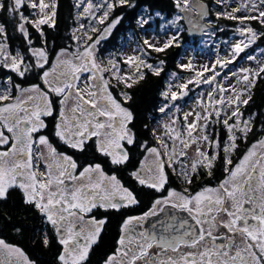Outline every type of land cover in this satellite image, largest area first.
Masks as SVG:
<instances>
[{
    "label": "snow or ice",
    "instance_id": "obj_1",
    "mask_svg": "<svg viewBox=\"0 0 264 264\" xmlns=\"http://www.w3.org/2000/svg\"><path fill=\"white\" fill-rule=\"evenodd\" d=\"M84 3L85 0H79L76 7ZM174 3L182 13L195 11L201 17L209 14L199 0H174ZM217 3L222 4L223 0ZM126 4L128 0H102L97 5L87 0L83 12L104 25L117 5ZM25 7L34 10L32 16L24 14ZM93 7L97 11L107 10L97 17L90 12ZM0 11L16 18L15 29L27 43L30 56L29 59L24 53L9 51L6 24L0 23V68L20 78L36 71L41 81L22 87L8 77L18 94L8 88L0 91V202H6L12 191H19L24 210L37 213L51 226L61 246L57 264H86L107 223L106 217L98 219L92 215L95 210L120 211L141 203L138 193L116 174L131 163L133 148H139L143 158L131 170V179L159 195L148 211L124 219L117 247L103 264H264V138L253 144L239 163L233 165L230 156L238 148V141H246L254 133L256 113L245 116L244 109L253 101L257 79L264 78V64L255 70H240L243 75L238 83L242 82L243 88L217 85L220 93L230 90L232 94L227 99L224 96L217 99L209 93V104L202 112L184 114L182 131L172 127L175 120L164 125L162 134L153 130L160 147H149L147 141L138 142L131 90L142 84L149 73L160 76L165 61L153 64L144 57L150 56L149 49L162 53L178 47L177 35L159 43L144 39L143 48L137 49L141 54L124 59L129 70L123 72L112 59L104 62L97 58V45L110 35L119 18L102 30L80 24L72 30L75 50L68 45L60 47L54 52L55 63H52L50 51L55 47V37H50L45 27L52 30L57 27L55 0H0ZM241 12L248 14L237 15ZM216 15L238 21L237 31L244 40L232 46L230 59L218 58L211 67L203 65L196 70L191 62L180 64L181 69L194 75L177 85L179 93L171 91L169 86L162 93L165 100L176 101L186 95L183 90L189 84L214 83L220 75L215 71L217 65L226 67L245 48L264 37V31H257L250 24L256 21L264 26V0H244L239 7ZM182 18L177 16L176 20ZM148 22L142 18L139 23L143 26ZM28 26L38 33L39 47L33 46ZM193 27L205 30L204 26ZM93 33H98L95 39ZM85 39L90 43H84ZM207 72L213 75L205 76ZM121 85L118 96L114 95L112 89ZM52 96L59 98L58 111ZM171 107L166 103L158 111L167 114ZM190 115L193 120L189 122ZM213 116L227 128L228 137L223 146L208 132V121ZM45 117L54 118L53 135L67 148L78 153L92 151L104 159L96 162L94 156L92 161L80 164L73 155L58 150L48 136L40 134L48 127ZM144 128L147 130L148 125ZM190 148L194 150L191 157ZM213 148L215 151H211ZM220 151L225 154L226 176L216 186L206 185L198 191L169 187V170L188 186L201 170L211 177L221 158ZM106 165L110 166L108 170ZM168 209L186 213L191 223ZM162 214L164 219L160 218ZM6 215L0 211V219ZM152 217L156 221L145 227ZM51 243L52 236L42 231L38 244L49 247ZM0 264L35 262L20 247L0 238Z\"/></svg>",
    "mask_w": 264,
    "mask_h": 264
},
{
    "label": "trees",
    "instance_id": "obj_2",
    "mask_svg": "<svg viewBox=\"0 0 264 264\" xmlns=\"http://www.w3.org/2000/svg\"><path fill=\"white\" fill-rule=\"evenodd\" d=\"M204 1L209 4L212 10V0ZM77 3L76 0H56L57 27L55 30L45 27V31L48 32L49 36L55 37V47L50 51L51 61L55 59L54 52L58 51L60 47L68 45L73 49V46L76 44L71 39V36L72 30L78 25L77 15L79 8L76 7ZM22 11L26 16H30L33 12V10L28 7H25ZM179 11L180 10L175 6L174 0H128V4L126 5H117L115 9L110 12L109 18L105 21L104 25L110 24L117 18H119V23L116 24V27L112 29L110 35L99 46L100 54L106 53L109 50L119 49L124 38L128 37L130 34H141L144 29L150 28L154 21L160 22L162 18H156V15L169 19L178 14ZM211 13L212 18H215L216 20L214 27L220 30L216 38L226 37L232 31H237L239 27L238 21L226 19L224 17L218 18L213 11ZM144 17H147L149 22L148 24L141 26L139 22ZM0 23L6 24L9 36L7 43L9 47L21 49L22 53L28 56V45L24 41L21 33L15 29L16 18L9 17L7 12L0 11ZM250 24L257 31H264V26H261L256 21H251ZM28 27L32 34L33 46L39 47L40 40L38 33H36L31 26ZM181 35L183 40L178 47H170L162 53H156L150 49L148 50L150 56H146L148 58L147 61L157 64L160 60H164V70L161 72L160 76H155L149 73L142 84L131 90L134 93L132 107L137 117L135 121V129L137 130L139 139H145L148 137L149 128L146 130L144 125H148L151 120L154 121L160 115L158 109L163 106L164 103H168L162 93L167 91V82L171 77L170 75L173 73L187 72V70L181 69L179 64L184 53L183 45L193 40V38L189 37L186 28H184ZM141 47L143 48L142 45ZM259 49H264V37L258 38L251 46V51ZM242 57L243 55L240 54L239 58ZM28 58L30 59V56H28ZM37 78H39L38 73L36 76H27L22 80V83L33 82L34 79ZM193 85L194 83L189 84L188 88L183 90L186 92V95L184 96L185 99H188L189 95L195 92V90H192ZM244 113L245 116H250L253 113H256L255 130L254 133L248 135L246 141H238V148L230 154L233 165L240 161L241 157L253 144L261 138H264V133H262V129H264V78L257 79L256 86L253 89V101L244 109ZM220 119L222 121L223 114ZM208 124L209 134L220 140L223 146V142H226L228 137L227 128L222 122H216L215 116L208 121ZM211 151H215V149L213 148ZM224 155L223 151H220L221 158L217 160L214 173L211 177L201 170V174L194 179L193 183L196 181H198L199 184H201V182L209 183V181L212 180V185L216 186L221 180H223L226 176L223 165ZM0 211L7 213L3 219H0V229H15L20 227L23 231L35 230V227L32 224L33 217L25 216V214H28L29 212L24 210V206H22L21 199L18 195H13L11 200L6 202H0ZM111 242L112 234L106 237L104 248L111 244ZM27 244H30V241H27L26 245Z\"/></svg>",
    "mask_w": 264,
    "mask_h": 264
},
{
    "label": "rangeland",
    "instance_id": "obj_3",
    "mask_svg": "<svg viewBox=\"0 0 264 264\" xmlns=\"http://www.w3.org/2000/svg\"><path fill=\"white\" fill-rule=\"evenodd\" d=\"M76 1L79 2V0ZM101 2L102 0H92L93 5L100 4ZM212 2V11L215 13V16H217V12L231 11L232 8L239 7L244 2V0H223L222 4L217 3V0H212ZM86 6L87 0H85V3L78 9V25L75 28H78L80 24H84L86 28L91 25L102 30L108 25H100L95 19L92 18L91 15L84 13L83 8ZM105 10L107 9L102 8L97 11L96 8L93 7L90 12L94 13L95 16L98 17L102 16ZM33 13L34 10L30 16H32ZM247 14L248 13L245 12L237 13V15ZM177 16L182 17V12L179 11L178 14L170 17L169 19L156 15V18H162L160 22L154 21L152 26L150 28L144 29L141 34H130L128 37L124 38L119 49L109 50L108 52L103 54H100L99 46L105 39L101 40L100 44L97 45L98 60L107 62L109 59H112L118 65V67L122 69L123 72H126L129 70V68L126 64L123 63L124 59H126V57L130 55L141 54L137 52V49L142 48L141 45L143 46L144 39L147 38L153 43H159L175 34L178 36V44L182 43L183 39L181 38V34L186 27L184 26V17L177 21ZM210 19L211 22H216L215 18H212V16ZM178 29L180 30L178 31ZM219 31V29H216V27L213 26L212 29L208 30L201 37L193 38V40H191L190 42L185 43L183 45L184 53L181 57L180 64H187L191 62L195 66L196 70H200L203 65H208L209 67H211L218 58L224 60L230 59L232 46L244 40V37H242L238 31H232L226 37L216 38ZM92 35L93 39H95L98 33H93ZM84 43H90V41H87L85 39ZM252 44L240 53L243 55L242 58H239L238 56L235 61L227 64L226 67H220L219 65L216 66L215 71L219 72L220 75L216 77L214 83L204 84L201 82L199 85L194 83L192 90H195V92L189 95L188 99L184 98L185 95H181V97L176 101H171L170 99L166 100V102H168L167 104L171 105L172 107L167 114L160 113L154 123L153 129L156 130L158 134H162L164 131V125L172 124V121L175 120L176 123L172 124V127L177 131H182L185 124L184 114L192 112H202L204 108H206L209 104V93H213L214 97L217 99H219L221 96H224L225 99H227V97L232 94L230 90L226 93H220L217 89V85H222L223 87L229 89H231V87H235L237 89L243 88V83H238L239 77L243 75L240 70L245 68L255 70L258 69L261 64H264V49L251 51ZM73 47L74 48L71 50L74 51L76 48V44ZM249 57H254V59H249ZM144 58L148 60L146 56ZM52 63H55V59L52 61ZM193 75L194 73L188 70L185 73H176L175 77H173V74H171V77L167 82V91L169 90V86H171V91H177L179 93L181 90L178 89L177 85L186 82L189 78L193 77ZM212 75V72L205 73V76ZM5 88L6 86H4L2 82H0V91ZM216 107L220 108L221 106L216 105ZM188 120L189 122L192 121L193 116L190 115L188 117ZM169 143H171L170 140ZM204 147L205 150H209L206 146ZM188 153L189 157H191L194 155V150L190 148L188 150Z\"/></svg>",
    "mask_w": 264,
    "mask_h": 264
},
{
    "label": "flooded vegetation",
    "instance_id": "obj_4",
    "mask_svg": "<svg viewBox=\"0 0 264 264\" xmlns=\"http://www.w3.org/2000/svg\"><path fill=\"white\" fill-rule=\"evenodd\" d=\"M8 49L12 54H15L17 51L22 53L21 49L11 48L9 47V45H8ZM36 75L37 72L32 71L27 73L24 78H20L16 73L11 72L10 70L0 68V82H2L4 86H6V88L12 90L14 94H18V93H16L15 89L12 88V84L8 82L7 79L8 77H11L12 82H14L15 84H19L22 87H29L32 84L40 83L41 82L40 79L37 78L34 79L33 82H28L24 84L22 83V80L25 79L27 76H36ZM84 75L86 76L88 74L85 73ZM105 75L107 76L108 74L105 73ZM113 83H115V81H113ZM121 88L122 85L118 88H113L112 91L114 95L118 96ZM52 99L56 101V107L58 111L60 107L59 98L52 96ZM45 120L46 123L48 124V127L46 129H42L40 134L48 136L51 142L53 143V145L56 146L58 150L73 155L74 158L78 159V162L80 164H84L92 161L94 156L96 162H100L101 160L104 159L100 157L98 154L93 153L92 151L86 153H78V152H74L72 149L67 148V146H65L61 141H59L57 137L53 135V129L55 123L54 118L45 117ZM156 120L157 118L154 121L152 120L149 121L148 137H146L145 139L138 138V142L147 141L149 147H160V145L157 143V139L154 138L152 135V131L154 130L153 126ZM132 152L134 153V155L132 157L131 163L127 166V168L118 170L116 174L122 180V182L125 183L126 186L133 188L138 193V198L140 199L141 203L129 208L121 209L120 211L109 210L105 212L103 210H95L94 213H92V215H95L98 219L106 217L107 223L101 234V238L99 242L93 246V249L90 252L89 259L86 262V264H103V261L106 258V256L113 253L117 247V240L121 235V226L123 224L124 219H126L128 216H139L143 212L148 211V209L151 207L152 201L159 195L158 193H150L148 189L141 188V186L136 184L131 179L130 176L131 170L134 167H138V162L143 158V153L139 148H133ZM109 168L110 166L106 165V170H108ZM169 171H170L169 187L176 188L177 190H182L184 187H190L191 190L198 191L200 190L201 187L206 185H210L214 187V185H212L211 183L212 180H210L209 183L201 182V184H199V182L196 181L191 186L184 185L174 173H171V170ZM13 195H18L21 199V195L19 191L14 190L12 191L8 200H11ZM22 206L24 205L22 204ZM168 212L177 215L178 218H183V219L185 218V213H179L173 209H168ZM25 216L33 217L32 224L35 227V230L23 231L20 227H17L15 229H10V228L0 229V238L4 239L6 243L20 247L24 251V253L29 257V259L35 262V264H57L56 256L59 253L61 246L56 242L55 236L52 233L51 226L46 225L42 221L41 217L35 212H29L28 214H25ZM161 217L165 218V214H162ZM156 219H157L156 217L150 218V221L146 223L145 227H150V224L152 222H155ZM189 222L191 223L190 220ZM42 231H47L49 235L52 236V243L49 247H43L40 244H38V240L40 239V233ZM110 234H112V242L106 248H104L106 237L109 236ZM27 241H30V244L26 245Z\"/></svg>",
    "mask_w": 264,
    "mask_h": 264
},
{
    "label": "water",
    "instance_id": "obj_5",
    "mask_svg": "<svg viewBox=\"0 0 264 264\" xmlns=\"http://www.w3.org/2000/svg\"><path fill=\"white\" fill-rule=\"evenodd\" d=\"M199 3L203 4L205 6V9L208 11L209 14L206 17H201L195 11L189 12V13H182V16L184 17L183 18L184 24H185V27L187 29L188 35H189V37H192V38L201 37L202 35H204V33H206L208 30L212 29L214 26V23L210 21V18L212 16L211 7L204 0H199ZM190 20H191V23L189 22ZM194 24L199 25V26H204L205 30L201 31L200 27H193ZM160 218L164 219L162 217H160ZM181 219H183V218H181ZM184 219L190 220V218L187 216L186 213H185Z\"/></svg>",
    "mask_w": 264,
    "mask_h": 264
}]
</instances>
